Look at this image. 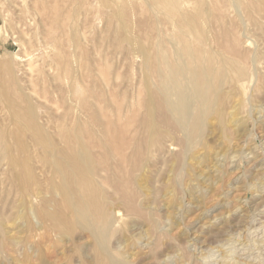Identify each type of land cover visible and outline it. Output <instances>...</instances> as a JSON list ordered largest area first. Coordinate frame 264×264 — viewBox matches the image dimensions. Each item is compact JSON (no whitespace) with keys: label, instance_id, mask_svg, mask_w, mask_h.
<instances>
[{"label":"rangeland","instance_id":"obj_1","mask_svg":"<svg viewBox=\"0 0 264 264\" xmlns=\"http://www.w3.org/2000/svg\"><path fill=\"white\" fill-rule=\"evenodd\" d=\"M79 206L122 264H264V0H0V264H120Z\"/></svg>","mask_w":264,"mask_h":264},{"label":"bare ground","instance_id":"obj_2","mask_svg":"<svg viewBox=\"0 0 264 264\" xmlns=\"http://www.w3.org/2000/svg\"><path fill=\"white\" fill-rule=\"evenodd\" d=\"M35 1V0H34ZM190 51V50H189ZM178 52V51H177ZM188 51H186L187 53ZM182 54V52H179ZM198 53V52H197ZM180 54V55H181ZM189 54H192L191 52H189ZM193 55V54H192ZM182 56V55H181ZM180 56V57H181ZM177 57V55H176ZM177 60V59H176ZM177 63V62H176ZM176 65V64H175ZM180 66V65H179ZM186 66V65H185ZM184 67V66H181V68ZM178 68V66H177ZM205 68V67H204ZM171 69V68H170ZM183 69V68H182ZM182 69H173L172 71H170L169 73V81L166 83H163V84H166V85H163L161 90H162V95L165 93V95L167 94L168 95V98H167V111L170 113V115H172V117L175 119L174 121H177L179 124V127L180 129L184 128L186 131L188 130L189 131V134H191L192 132H194L197 128H199L204 122H205V118H207V116L210 114L211 115V112H212V107L215 105L214 102H216V90H215V87H214V84L211 82V79L209 78V73H207L208 69L205 68V70H201L200 73L204 74L206 76V80L204 81H195V76L196 75H199L198 72H193V70L190 72L188 71V67L186 66L185 69L187 70H182ZM197 70V69H195ZM184 71V72H183ZM187 73H186V72ZM206 72V73H205ZM165 74V73H164ZM166 75V74H165ZM161 76V75H160ZM189 79H188V77ZM159 77V76H158ZM160 78V77H159ZM165 78V77H164ZM186 80V83H183L182 80ZM146 80V79H145ZM184 80V81H185ZM147 85V84H146ZM160 90V91H161ZM150 97V96H149ZM164 97V96H163ZM214 103V105H213ZM166 104V103H165ZM165 106V105H163ZM154 109V108H153ZM214 109V108H213ZM166 111V113H167ZM152 114V113H151ZM168 114V113H167ZM148 118V117H147ZM153 119V118H152ZM150 120V118H149ZM152 121V120H151ZM206 123V122H205ZM146 124V123H145ZM151 124V123H150ZM146 125H149V123H147ZM154 126V125H153ZM178 126V125H177ZM202 127V126H201ZM201 129V128H200ZM184 130V131H185ZM199 130V129H198ZM202 130V129H201ZM151 131V130H150ZM185 131V132H186ZM184 132V133H185ZM75 133V132H74ZM187 133V132H186ZM185 133V134H186ZM195 133V132H194ZM200 133V132H199ZM184 134V135H185ZM186 137H187V134H186ZM189 138V137H187ZM191 138H189L190 140ZM188 140V141H189ZM195 140V139H194ZM197 140V139H196ZM187 141V142H188ZM193 141V140H192ZM191 142V141H190ZM190 148V147H188ZM187 149V148H186ZM85 151V150H84ZM76 154V153H75ZM86 154V153H85ZM87 155V154H86ZM75 156V155H74ZM73 156V157H74ZM78 155L75 156L74 159L77 158ZM84 156V155H83ZM82 156V157H83ZM81 157V158H82ZM86 158V157H85ZM81 161V160H80ZM79 162V161H78ZM83 163V161H82ZM85 163V162H84ZM71 164V163H70ZM79 164V163H78ZM77 164V165H78ZM81 164V163H80ZM68 165V164H67ZM66 165V166H67ZM82 165V164H81ZM61 166V165H60ZM70 166V165H69ZM69 166H68V171L71 172V170L69 169ZM79 166V165H78ZM83 166V165H82ZM85 166V165H84ZM87 166V165H86ZM56 167V166H55ZM81 169L83 167H80ZM94 168V167H93ZM64 170V169H63ZM78 170V169H77ZM65 171V170H64ZM82 171V170H81ZM69 172V173H70ZM74 172V171H73ZM79 172V171H78ZM67 173V172H66ZM84 173V172H83ZM62 174V173H61ZM72 174V172H71ZM79 174V173H78ZM82 174V173H81ZM204 174V173H203ZM206 174V172H205ZM205 174L203 176H205ZM83 175V174H82ZM86 175V174H85ZM209 174H206V176ZM65 176V175H64ZM74 176V175H73ZM202 176V177H203ZM207 178V177H206ZM205 178V180H207ZM83 179V178H82ZM90 179V178H88ZM204 178H202L203 180ZM209 180V178H208ZM66 181V179H65ZM205 182V181H204ZM208 183V182H207ZM205 184V183H204ZM68 185V184H67ZM69 187V186H68ZM64 188V187H63ZM70 192V191H69ZM93 203V202H92ZM87 204V203H86ZM83 207H85V205ZM91 204V203H90ZM94 204V203H93ZM96 205V204H95ZM88 206V204H87ZM81 206H79L80 208ZM81 207L80 210H79V215L76 216V218H79L80 220H76L77 222L78 221H81L80 223H83V225L86 227L87 230L90 231L91 234H93L96 238V241L98 243V248L100 247V252H102V255H105L107 257V255H109L108 257H113V261H118L120 264L123 263V260L124 257L122 258L120 256V258H116L114 257L113 253H108L106 250H105V238L107 237L108 233H109V229L107 231V229H101L99 228V225L98 223L101 222L103 219H100L101 221H98L95 220L94 221H91L88 219V217L86 216V213H85V209L88 210L91 215V209H87V208H83ZM97 209V208H96ZM96 211V210H95ZM77 212V211H76ZM75 212V213H76ZM95 213V212H94ZM104 215V214H103ZM102 215V216H103ZM108 215V214H107ZM91 217V216H90ZM107 217V216H106ZM104 216V218H106ZM93 218V217H92ZM111 218V217H110ZM112 219V218H111ZM76 222V223H77ZM112 222V221H111ZM80 223H78L80 225ZM97 223V224H96ZM103 223V222H101ZM105 224V223H103ZM101 224V225H103ZM109 224V223H108ZM77 225V226H79ZM101 227V226H100ZM83 228V227H82ZM107 246V245H106ZM107 248V247H106ZM108 250H110L109 248H107ZM98 250V251H99ZM99 252V253H100ZM226 253V252H225ZM101 254V253H100ZM117 255V254H116ZM123 255V254H122ZM225 255V254H224ZM226 258V256H225ZM224 258V259H225ZM109 262V261H108ZM117 263V262H116ZM125 263V262H124ZM224 263V262H223ZM228 263V261H227ZM235 263V262H233ZM232 263V264H233ZM127 264V263H125Z\"/></svg>","mask_w":264,"mask_h":264}]
</instances>
